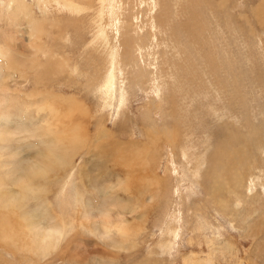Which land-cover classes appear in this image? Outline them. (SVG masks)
<instances>
[{
  "label": "rangeland",
  "instance_id": "1",
  "mask_svg": "<svg viewBox=\"0 0 264 264\" xmlns=\"http://www.w3.org/2000/svg\"><path fill=\"white\" fill-rule=\"evenodd\" d=\"M124 1L115 3L121 19L132 12L136 23L141 12L136 19L135 1ZM213 1L141 4L142 16L154 10L155 19L136 24L157 20L156 29L127 37L112 62L108 49L87 44L92 11L81 12L79 35L69 28L60 39L67 65L43 53L41 62L56 69L49 77L36 78L37 63L27 79L7 81L16 89L3 92L13 99L0 109V210L12 209L30 243L0 240V264H264V22L255 18L264 20V0H226L224 10ZM36 3V14L71 16L61 4ZM15 29V47L27 52L26 32ZM106 38L113 54V31ZM114 60L122 72L109 96ZM56 136L70 147L78 142L67 164L69 149L60 151ZM146 141L149 151L138 156L130 145L115 146ZM54 153L57 169L38 176ZM104 217L125 222L132 238L122 244Z\"/></svg>",
  "mask_w": 264,
  "mask_h": 264
},
{
  "label": "bare ground",
  "instance_id": "2",
  "mask_svg": "<svg viewBox=\"0 0 264 264\" xmlns=\"http://www.w3.org/2000/svg\"><path fill=\"white\" fill-rule=\"evenodd\" d=\"M131 1H133V0H131ZM134 1L135 2L131 6V8L133 9V12H136V17H135L136 19L138 18L137 13L139 11L141 12V16L137 19V21H135L136 23L137 22L139 23V21H138L139 19H140V21H142L141 18L142 19H146V20H151V21L155 19V16H154L155 11L154 10H151L149 12L148 16H146V15L142 16L144 12L142 10H140L141 4H145L147 6H150V8L154 7L155 6V0H134ZM137 1H139L140 4H137ZM215 1H217L216 3H218V4L220 3V4H219V6L216 5L217 7H214L215 5L212 6V7L217 8V9L219 7L220 9L223 8V10H224V6H226V0H214L213 2H215ZM36 2H40L38 4V7L40 5H43L44 6L43 7L44 10H46V7L48 5L54 4V5L57 6V5L61 4L71 14V16L64 18L63 16L60 17L58 15H55V13H52L50 15H46L45 13L36 14V11H35V5H37ZM116 2H118V0H32V1L31 0L30 1L29 0H0V21L5 24V26L4 25H0V73H1L0 77L2 78V81L0 82V93L3 94V92H5L7 90H10L11 92H14L16 88L11 89L9 87V83L7 81L11 77L27 79L28 76H29L27 74V72H28V70L31 71L30 68H31L32 65L35 66V65H38L37 63H39V66H38L39 70L37 71L38 73L37 74L35 73L36 74L35 76L38 79H42L43 76H45V75H47V77H49L51 75L52 71L56 70V69L52 68V66L50 64H48V62H46V61H54L56 63H59L61 68L63 66H65V65H67L66 58L61 54V51L58 50L61 47V44H62L61 41H63V40H60V39L65 37L67 34H69L68 33L69 32L68 31L69 28H71V29L73 28V30H72L73 32L78 31V32H75V33L77 35H79L80 28H81V25L79 24V22L81 21V18L78 17V15L81 12L92 11V13L90 15L92 17L91 23H90V27H91L90 31H92V37L87 41V44H91V43H96L97 44V43H99L101 45H97V46H102L103 47V51H105V49L106 50L108 49L107 53L111 54V61L110 62H112V59H114V57L117 58L119 56L118 55V48H120V44H122V42H126L127 41V37L132 36L133 33L137 34V35H140V32H141L140 30H142V28L146 29L145 32H149V34H150V31H149V29H147V27H151L150 24L151 23L153 24V22L155 24V22H157V20H155L153 22L149 21V22H151L150 24L149 23L146 24V22H145V24H142V25L136 24L133 21H131L133 13L129 12V14L127 16V19H129L130 21H124L120 17L123 14V11H119V9H120L119 5H115ZM123 2H125V1L124 0H119V3H123ZM166 3H168V1ZM169 4H170V1H169ZM172 5H173V3H172ZM225 9L227 10V8H225ZM158 10L159 11H163V10H160V9H158ZM158 10L156 9V11H158ZM184 11H186L187 14H190L191 8H189L188 10H184ZM169 15L170 14H168L165 17V21L164 22H166V20H169V18L167 19V17ZM240 15H242V14H240ZM255 18H256V20L258 22H264V20L260 19L259 17H255ZM232 20H233V18H230L229 22L230 21L233 22ZM21 21H24L27 26L20 27L21 25L13 24V23L20 24ZM158 22L156 24H158ZM154 24H153V26H154ZM164 24L165 23H163V24L159 23V25H162V26H164ZM228 25H229V27L232 26L231 24H228ZM12 26H14L16 28L15 30H17V31H25L26 32L27 38H28L27 45H26V47L28 49L27 52H23L20 49L15 47L14 41L16 39L14 38L13 35H11V31H10ZM82 27H83V25H82ZM157 27H158V25H157ZM261 27H262V30L264 31L263 25H260V28ZM153 28H155V27H153ZM158 28H160V27H158ZM163 28H165V27H163ZM235 29L236 28L233 27V31H235ZM110 30L113 31L114 38H116V39H113L111 41L113 43V46H114L113 54L115 53V56L109 51V48L111 46H110V42L106 38L107 33ZM164 30H166V29H164ZM154 31L155 30L153 29V32ZM165 33H166V31H165ZM42 34L46 36L45 39H47V40H43L42 39V37H41ZM95 34H96V37L99 36V38H95L94 37ZM148 37H150V36L148 35ZM255 37H256V35H255ZM132 38H133V36L131 38H129L131 42H132ZM153 39H154V37H153ZM158 40H157V42H158ZM82 43H84V41ZM108 43H109V45H107ZM129 46H131V45H129ZM54 52L56 54H54ZM132 52L133 51H131V53ZM43 53H47L46 56H44L46 61L43 59L44 61L41 62L42 59H40V56H41L40 54H43ZM113 67H116L117 69L120 68V66L117 63V61H115L114 64H112L109 76H108L107 80L105 81V88H106L107 94L109 96H113L114 95L112 93H113V89H115L114 88L115 80L118 79V75L117 74L122 72V71L119 70L118 73H117L116 69L113 68ZM41 68H45V69L40 70ZM51 69H52V71H51ZM54 74H55V71H54ZM58 74H60V73H56V75H58ZM115 91L116 90H114V92ZM3 95H5L4 97H7V95H9V93L3 94ZM0 97L2 98L1 95H0ZM12 99L13 98H10V96L7 97V98H3L2 99V103L0 102V109L2 110V112L5 111L7 109V107L11 104V103H6V102H8V101H10ZM70 99L71 98H69V100ZM71 101H72V99H71ZM76 105H77V103H76ZM28 106H29V104H27V106H26V104L22 105V107H28ZM42 106L43 105H41V107L39 106L38 109L42 110ZM45 107H48V109H52V106L49 104V102H48V105H45ZM148 127L151 130L152 126H148ZM163 129L165 130V128H163ZM167 129H168V127H167ZM152 131H153V129H152ZM176 131H177V129H176ZM164 132H167V130L164 131ZM174 132H175V130L171 131V135H172L171 136V142L173 143V145H176V144H174L173 141H175V136L177 135V133H174ZM156 133L158 134V132H156ZM149 134L150 133L146 134V138L148 140L150 139L149 138ZM157 134H156V136H157ZM58 137L59 136H56V142H57V146H58L59 150L63 151V149H69L68 152H70V154L68 153V155H66L65 158L62 159V160H64V163L67 164L68 161L70 162L72 160V156H73L75 150L77 149V147L75 145L78 142L75 141V143L73 144L74 146L70 147L69 143H67V145H66L64 143V141L61 138L59 139ZM157 138H159V137H157ZM165 138H167V136H165ZM177 138H178V136H177ZM169 140H170V138H169ZM147 144H148V141H146L145 144L143 146H141V147H140V145L138 146L135 142L133 144L130 143V142L129 143H116L115 146L116 147H118V146L121 147V145H122L123 147L128 148L127 146L130 145L129 148L132 149L134 147L133 148L134 149L133 152H136V155H137V154H140V153H143V152L145 154L147 152V150H148V149H146ZM170 145H172V144H170ZM46 153H48V152H46ZM61 154H62V152H61ZM58 157L59 156L55 155V153H54V155L53 154H49L48 156L46 155V157H44L45 158L44 161L46 163H44V161H43L42 172L39 171L40 173H39L38 176H41L43 174V171H47L48 172V170H53V168L57 169L56 166H58V160H59ZM145 159H146V157H145ZM147 159H148V157H147ZM147 162H148V160H147ZM145 163H146V161H145ZM60 165L62 166V164H60ZM40 166L41 165H39V168H40ZM222 171H223L222 167L218 168L217 169V178H213V181H212L213 182V188H212L213 192H215L216 189H218L222 185V183H221V173H222ZM236 172H238V171H236ZM49 174H52V173H49ZM238 174H239V172L236 173L237 177L239 176ZM50 176L51 175H49V177ZM151 181H152V179H151ZM154 182H155V180H154ZM156 182H157V179H156ZM158 184H159V182H158ZM156 185H157V183H156ZM41 192H44V190H42ZM1 206L4 207V204L0 205V208H1ZM5 207H6V205H5ZM131 210H132V208H131ZM7 211L0 210V234L2 235V236H0V240L4 241L5 243H8V244L12 243V245H17V242H19V243H22L24 245V248L28 249L27 245L30 242H29V240H25L26 237L29 239V236L26 235V231L24 230L25 228L24 227H17L16 228V225H15L16 220L14 218L15 214L13 213L12 209L10 211L9 210H7ZM174 211H176V210H174ZM106 215H108V214H106ZM54 217L56 218L55 219L56 223L59 226V229L61 231V228L65 227V223H66L65 221L66 220L62 216V214L54 216ZM117 217H119V216H117ZM102 225H104L105 228L108 227V226L113 227L116 230V232L118 234V238H119L118 240L119 241L121 240V243L126 241L127 239L130 240L132 238V237L128 238L129 234H130V236L133 234V233L131 234V232H132L131 228L128 227L127 224L125 222H123L122 220L121 221L118 220L117 222H111L108 217H104L102 219ZM18 228H20L21 232L17 231ZM129 230L131 232H129ZM16 231H17V234H16ZM11 233L14 235V237L12 239L10 237ZM9 239H10V242H7V240H9ZM131 243H130V245H131ZM122 244H120V245H122ZM116 246H118V245H116ZM47 254L48 253H46L45 255H47Z\"/></svg>",
  "mask_w": 264,
  "mask_h": 264
}]
</instances>
